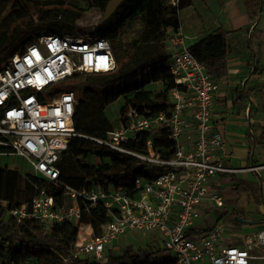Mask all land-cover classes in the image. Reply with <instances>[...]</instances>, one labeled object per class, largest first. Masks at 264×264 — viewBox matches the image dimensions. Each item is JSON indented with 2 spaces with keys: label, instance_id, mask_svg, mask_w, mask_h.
Returning <instances> with one entry per match:
<instances>
[{
  "label": "built area",
  "instance_id": "2783aa9c",
  "mask_svg": "<svg viewBox=\"0 0 264 264\" xmlns=\"http://www.w3.org/2000/svg\"><path fill=\"white\" fill-rule=\"evenodd\" d=\"M163 2L178 9L181 0ZM186 39L179 28L171 29L165 40L167 70L174 81L168 109L147 115L127 105L105 139L96 140L114 152L163 168L152 180L137 179L132 193L98 184L74 189L61 179L73 139L81 137L75 130L76 90L84 82L72 79L116 70L107 38L42 35L0 65V156L24 159L35 179L62 192L59 202L35 185L31 203L9 209L5 217L17 223L33 221L49 231L64 222L78 225L85 210L100 209L109 218L100 235L86 237L79 227L70 250L72 258L96 264H106L108 253L118 255L123 239L136 241L139 235L145 240L156 237L174 264H264V226L250 235L229 236L223 211L229 181L223 175L255 173L264 166L237 169L224 163V135L215 124L220 87L188 50ZM162 129L175 143L172 155L155 150L151 138L147 154L129 149L142 133L154 136ZM130 241L127 245L132 246ZM6 264L38 263L27 258Z\"/></svg>",
  "mask_w": 264,
  "mask_h": 264
},
{
  "label": "trees",
  "instance_id": "16d2710c",
  "mask_svg": "<svg viewBox=\"0 0 264 264\" xmlns=\"http://www.w3.org/2000/svg\"><path fill=\"white\" fill-rule=\"evenodd\" d=\"M0 0V65L14 54L22 52L37 37L42 35H81L76 33L75 23L81 13L65 8L62 3L46 2L29 8L22 3L16 7L12 2L9 12L4 14ZM109 0H91L89 9L98 7L103 12ZM8 4V3H7ZM190 5L189 0H181L178 9L165 6L163 0H125L115 12L96 26V34L112 42L117 39L129 22L139 17L142 21L140 34L133 39L127 49L120 50L112 46L116 60V70L108 74L75 76L72 81H83L84 89L77 90L75 130L81 137L73 139V148L65 158L72 160L77 176L66 172V160L61 166V179L74 189H82L98 184L104 188L132 193L137 179H154L163 168L142 163L137 158L119 154L97 143L105 139L112 129V123L105 114L106 108L121 97L133 95L131 106L139 113L154 115L165 112L169 106V91L174 81L167 70L169 53L164 46L167 30H178L181 25L176 12ZM35 15V16H34ZM229 40L222 28H216L188 47L193 56L201 62L207 73L215 80L228 77L227 55ZM162 83L164 91L154 95L146 90L152 84ZM236 101L241 94L235 90ZM127 105L120 108L123 115ZM250 157L254 150V137L248 126ZM152 139L156 150H169L174 153L175 143L169 139L166 130L151 136L142 133L138 141L128 147L134 152L147 154L146 142ZM90 157L100 161L98 166L87 163ZM107 160V162H105ZM229 179L236 194L244 189L245 182L235 175L224 174ZM46 188L62 201V192L33 176L24 178L18 171L0 167V257L1 264L10 261L22 263L33 258L38 264H96L90 259L70 256L72 245L78 240L79 227H90L93 236H99L101 227L109 218L98 209L85 210L78 225L69 222L54 225L49 231L33 221L17 223L6 218L10 209L29 205L36 196L37 188ZM6 204V205H4ZM221 219V217H220ZM238 224V223H237ZM166 251L153 250L150 247L135 248L127 246L118 255L108 253L106 264H174ZM66 259V261H64Z\"/></svg>",
  "mask_w": 264,
  "mask_h": 264
},
{
  "label": "crops",
  "instance_id": "0c3cea01",
  "mask_svg": "<svg viewBox=\"0 0 264 264\" xmlns=\"http://www.w3.org/2000/svg\"><path fill=\"white\" fill-rule=\"evenodd\" d=\"M189 1L190 5L181 9L178 14L180 30L188 34H184L186 41H190L188 47L216 28L220 27L227 33L230 46L227 55L228 77L225 80H216L220 90L216 98L215 124L224 135V150L220 154L224 163L234 168L232 163L236 160L243 162L240 168H245L252 162L256 151L264 153V150H252L253 155L250 157L247 137L249 124L250 134L253 135L252 125H256L260 129L259 136H264V116H261V109H264V0ZM170 32L171 29H168L167 33ZM243 32L246 34L244 46L247 50L244 49L241 55L237 54L235 59L234 47L240 40L234 35ZM228 85L232 87L235 97L232 104L227 103L225 106L222 101L227 95L225 88ZM235 90L241 94L242 99L238 102ZM234 106L237 110L243 107L244 113L235 117L226 114L229 108L234 110ZM247 174L238 175L246 177ZM130 240L125 238L121 241V250Z\"/></svg>",
  "mask_w": 264,
  "mask_h": 264
},
{
  "label": "rangeland",
  "instance_id": "374dc122",
  "mask_svg": "<svg viewBox=\"0 0 264 264\" xmlns=\"http://www.w3.org/2000/svg\"><path fill=\"white\" fill-rule=\"evenodd\" d=\"M90 1L91 0H4L3 7L5 10L4 13L7 14L9 12V7L12 2H15L16 7L18 8L22 7L21 3L26 4L29 8H31L32 5L34 4H37L39 7H41L46 2L62 3V5L65 8H70L74 11L81 13L80 17L75 23L76 33L88 36L96 31V26L98 24H101L100 21L104 13L98 7L89 9L88 4L90 3ZM178 14L179 11L175 13V15ZM141 30H142V21L139 17H137L133 21L126 24V26L123 28L117 39H115L112 42V46L120 50L127 49L130 42L140 34ZM183 33L188 36L187 33L185 32ZM245 35H246L245 32L234 35L236 39L240 40L238 44L241 45L239 47L237 44L234 47L235 59H237L238 55L242 54L241 52L244 53V49L247 50L246 46H244V43L246 44V41L244 42ZM189 42L190 41L187 40L186 44L187 45L190 44ZM164 46H167L166 43H164ZM239 58L241 57L239 56ZM226 87L227 88H225L226 91L225 94L227 95H225L224 100L222 101V103H224L225 106L227 103L232 104L235 97L232 87H230L229 85ZM164 89L165 87L162 83H155L146 88V90L152 92L154 95L159 94L160 92L164 91ZM255 95L256 94H254V96ZM132 98L133 95H130L128 97H121L117 102L109 105L106 108L105 114L112 124H116L118 122V112L120 108L125 105H131L130 100H132ZM242 113H244V108L239 107V109L237 110L235 106H234V110H232V108H229L228 112H226V114H232V116L234 117L236 115L239 116ZM261 116L262 117L264 116V109L263 110L261 109ZM252 132H253V137L255 139L254 150H264V136L263 135L259 136L260 129L256 125H252ZM67 160H71V159L68 158ZM67 160L65 166H66V172L68 173ZM105 162H107V160ZM87 163L91 166H98L100 164V161L95 157H90ZM232 164L234 168H240L243 166V162H237L236 160H234ZM257 165L264 166L263 152L256 151L254 156L252 157V162H250V164H248L247 167L257 166ZM3 166L18 171L24 178H28L32 176V170L28 167V164L25 162V160L20 157L0 156V167L5 168ZM235 176L243 180L245 182L246 187L242 189L239 192V194H236L232 190V184L227 180L228 182L227 184H225V190H224L225 206L223 209L224 213H226L227 220L224 223V226L229 236H234V234H236V236H238L239 234H241L242 236H246L256 232L258 229L264 226V170L263 171L260 170L255 173H248L246 177H243V175L241 176L236 174ZM210 215L215 220L214 214H210ZM235 217L241 218L244 221H249L254 223L253 224L238 223L234 221ZM200 225H203V221L199 222V226ZM82 229H83V234L86 237L93 235L90 227L89 228L83 227ZM139 236L140 237L136 241L133 240L130 241L131 244H133L132 246H134L135 248L150 247L149 241H151V247L153 250L162 249L161 242L158 240L155 241L156 237L155 238L153 236L149 238L147 237L145 240L144 237H142L141 235ZM232 243L237 244V241H233ZM127 246L129 245L124 246V248H126ZM121 252L122 250L120 249L119 254ZM112 253H118V252L113 251Z\"/></svg>",
  "mask_w": 264,
  "mask_h": 264
},
{
  "label": "water",
  "instance_id": "95a60500",
  "mask_svg": "<svg viewBox=\"0 0 264 264\" xmlns=\"http://www.w3.org/2000/svg\"><path fill=\"white\" fill-rule=\"evenodd\" d=\"M125 0H109L107 3V6L104 10L103 16L101 18L100 23H103L104 21H106L108 18L111 17V15L115 12V10L117 9V7L121 4V2H123ZM85 88V83H82L79 86V89H84ZM234 221L238 222V223H242V224H253L254 222H249V221H244L241 218L235 217Z\"/></svg>",
  "mask_w": 264,
  "mask_h": 264
},
{
  "label": "bare ground",
  "instance_id": "6f19581e",
  "mask_svg": "<svg viewBox=\"0 0 264 264\" xmlns=\"http://www.w3.org/2000/svg\"><path fill=\"white\" fill-rule=\"evenodd\" d=\"M67 167H68V175L69 176H77L76 170L71 160H67Z\"/></svg>",
  "mask_w": 264,
  "mask_h": 264
},
{
  "label": "flooded vegetation",
  "instance_id": "af4514ba",
  "mask_svg": "<svg viewBox=\"0 0 264 264\" xmlns=\"http://www.w3.org/2000/svg\"><path fill=\"white\" fill-rule=\"evenodd\" d=\"M21 6H22V3H21ZM4 11H5V10L3 9V12H2V17H3V16H4V14H5V13H4Z\"/></svg>",
  "mask_w": 264,
  "mask_h": 264
}]
</instances>
